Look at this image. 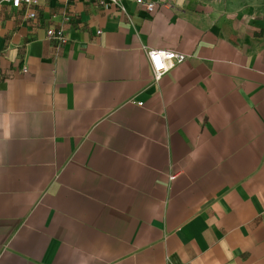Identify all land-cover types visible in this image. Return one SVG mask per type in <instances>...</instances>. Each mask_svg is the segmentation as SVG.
<instances>
[{
  "label": "crops",
  "instance_id": "obj_1",
  "mask_svg": "<svg viewBox=\"0 0 264 264\" xmlns=\"http://www.w3.org/2000/svg\"><path fill=\"white\" fill-rule=\"evenodd\" d=\"M143 1L0 0V264H264V20Z\"/></svg>",
  "mask_w": 264,
  "mask_h": 264
},
{
  "label": "built area",
  "instance_id": "obj_2",
  "mask_svg": "<svg viewBox=\"0 0 264 264\" xmlns=\"http://www.w3.org/2000/svg\"><path fill=\"white\" fill-rule=\"evenodd\" d=\"M9 3L13 8L22 9L27 19H35L37 17L36 6L39 0H2ZM99 3L108 5H120L122 0H98ZM136 3L145 6L147 11H152L154 2H144L143 0H135ZM45 35L54 42L56 47L65 45L68 41L64 26H48L45 29ZM146 56L150 65L153 81H158L160 77L168 69H170L176 61H180L181 57L174 51L166 49H150L146 52ZM137 104L141 105V102Z\"/></svg>",
  "mask_w": 264,
  "mask_h": 264
},
{
  "label": "rangeland",
  "instance_id": "obj_3",
  "mask_svg": "<svg viewBox=\"0 0 264 264\" xmlns=\"http://www.w3.org/2000/svg\"><path fill=\"white\" fill-rule=\"evenodd\" d=\"M206 2L218 3L223 7H229L250 16L252 19L264 20V0H201Z\"/></svg>",
  "mask_w": 264,
  "mask_h": 264
}]
</instances>
